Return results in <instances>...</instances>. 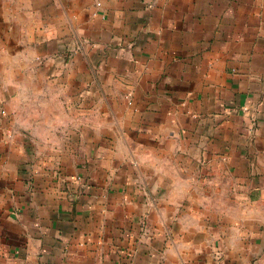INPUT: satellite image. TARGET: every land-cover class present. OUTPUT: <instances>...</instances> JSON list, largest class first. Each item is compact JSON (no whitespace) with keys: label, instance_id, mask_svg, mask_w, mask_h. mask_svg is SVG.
Listing matches in <instances>:
<instances>
[{"label":"crops","instance_id":"obj_1","mask_svg":"<svg viewBox=\"0 0 264 264\" xmlns=\"http://www.w3.org/2000/svg\"><path fill=\"white\" fill-rule=\"evenodd\" d=\"M0 264H264V0H0Z\"/></svg>","mask_w":264,"mask_h":264},{"label":"rangeland","instance_id":"obj_2","mask_svg":"<svg viewBox=\"0 0 264 264\" xmlns=\"http://www.w3.org/2000/svg\"><path fill=\"white\" fill-rule=\"evenodd\" d=\"M226 179H224V181H225Z\"/></svg>","mask_w":264,"mask_h":264}]
</instances>
